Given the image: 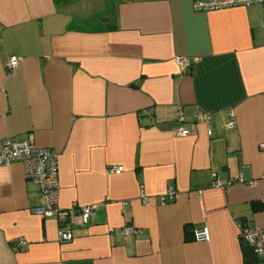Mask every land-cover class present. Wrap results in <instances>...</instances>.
Masks as SVG:
<instances>
[{"label":"crops","instance_id":"obj_1","mask_svg":"<svg viewBox=\"0 0 264 264\" xmlns=\"http://www.w3.org/2000/svg\"><path fill=\"white\" fill-rule=\"evenodd\" d=\"M262 20L259 4L0 0V147L13 139L53 149L59 205L95 206L90 223H66L73 238L60 241L59 222L34 213L37 184L20 163L0 164V264L253 261L238 222L264 231ZM12 55L19 64L7 70ZM117 165L121 173L108 172ZM212 173L232 184L211 186ZM168 186L175 195L159 204ZM198 226L208 241L186 239Z\"/></svg>","mask_w":264,"mask_h":264},{"label":"built area","instance_id":"obj_2","mask_svg":"<svg viewBox=\"0 0 264 264\" xmlns=\"http://www.w3.org/2000/svg\"><path fill=\"white\" fill-rule=\"evenodd\" d=\"M251 4H259L264 8V0H192V7L195 11H213L233 6H246ZM260 27L264 30V20L260 22ZM175 62L183 70L190 67V61L184 56H176ZM19 64V58L15 55L9 57L6 68L12 70ZM228 127H234L236 124L233 109H229ZM196 118L208 121L209 113L199 112ZM210 134V129H208ZM176 136L185 135L186 131L182 126L176 127L174 131ZM264 149V143L260 145ZM18 162L21 164L25 178L34 181L37 186V197L39 204L34 208V213L41 217L52 216L59 222L58 238L60 241H69L73 238L72 230L65 226L66 223H74L79 226H86L90 223L94 205L79 206L73 203L68 208H62L59 205L60 183L58 178V153L51 148H40L31 144L26 140L6 139L0 147V164H10ZM123 171L122 165L110 167L109 173L119 174ZM211 186L228 189L232 181L223 182L215 173H212ZM239 182L252 184L253 181L244 180L243 177L238 178ZM175 195L173 186H168L166 190L159 195V204H165ZM140 199L143 205L149 204V199L144 191H140ZM113 230V228L108 229ZM135 229L127 227L124 234L135 233ZM239 238L246 244L254 254V261L244 262L243 264H264V231L260 228L238 222ZM193 239L195 241H208L209 232L205 226H198L193 230ZM25 240H20L19 244H25Z\"/></svg>","mask_w":264,"mask_h":264},{"label":"trees","instance_id":"obj_3","mask_svg":"<svg viewBox=\"0 0 264 264\" xmlns=\"http://www.w3.org/2000/svg\"><path fill=\"white\" fill-rule=\"evenodd\" d=\"M255 207H256V204H255ZM186 239L187 240L193 239V232H191V231L189 232V231H187V229H186ZM242 247H243L244 257H247L249 255V253L251 256L253 255L252 257H254V254L252 253L251 249L246 244H244ZM254 259H255V257H254ZM254 259H253V261H254ZM245 262H252L251 258L245 259Z\"/></svg>","mask_w":264,"mask_h":264}]
</instances>
